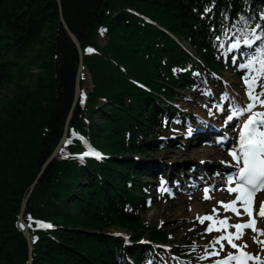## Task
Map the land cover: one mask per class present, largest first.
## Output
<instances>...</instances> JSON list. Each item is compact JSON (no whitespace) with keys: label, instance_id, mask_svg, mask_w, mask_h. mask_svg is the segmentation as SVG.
<instances>
[{"label":"trees","instance_id":"1","mask_svg":"<svg viewBox=\"0 0 264 264\" xmlns=\"http://www.w3.org/2000/svg\"><path fill=\"white\" fill-rule=\"evenodd\" d=\"M61 3L60 12L57 0H0V86H15L0 105V264H25L29 258L28 241L17 224L23 199L54 152L74 104L80 56L60 21L61 13L81 42L95 85L87 106L82 108L78 100L71 124L119 156L143 152L146 140L156 138L161 106L173 111L168 101L189 79L190 73H172L177 64L184 66L192 59L168 31L213 68L207 21L220 28L221 21L247 4L254 15L264 12V0ZM208 7L206 19L201 18ZM135 11L157 23L146 22ZM101 29L103 43L96 41ZM35 65L40 72L33 75L30 68ZM131 79L144 82L150 91ZM70 149L73 154L80 148ZM144 171L133 160L85 164L63 154L55 158L24 213L37 238L33 264H132L126 253L139 264L138 248H118L119 240L92 231L127 227L141 236L145 224L137 209L145 200L138 199L135 190ZM39 220L57 228H42ZM152 234L166 239L156 228Z\"/></svg>","mask_w":264,"mask_h":264},{"label":"snow or ice","instance_id":"2","mask_svg":"<svg viewBox=\"0 0 264 264\" xmlns=\"http://www.w3.org/2000/svg\"><path fill=\"white\" fill-rule=\"evenodd\" d=\"M205 11L207 12L210 10L205 9ZM239 21H244L245 24H248L244 16H241ZM260 21L261 22L257 23L254 28H249L248 34L242 38L236 39L230 45V49L239 48L241 43L251 48L257 45V42H261L254 49V54L248 59L247 63L239 65L240 68L247 69L244 82L248 85V97L251 102L247 103L246 106L240 104L233 105L230 109H227L225 117L227 121H233L235 118L243 117L245 113H250L248 118L242 121V130L239 133L238 145L230 150L229 153L235 161L233 165L235 172L229 173L226 185L229 187L230 192H236L238 195L235 200L230 202H218L226 211L230 210L236 215H241L237 205L243 206L245 212L251 219L248 223L231 225L228 223L229 218L225 217L223 220L216 221L215 224H210L206 228L207 232L213 230L221 231L222 228L228 229L235 227L237 229L236 233L229 231L225 235L216 237L211 242V246L214 249L217 244L220 245V249L209 253V255L219 256V252L223 250V241L225 240L233 249H237L236 254L229 252L226 257L218 259L215 264H232L233 261H235L236 264H247V260L258 259V257H253L250 253L244 251L247 247L246 243L238 245L235 243V240L242 237V230L245 228H252L254 231H258L260 235H264V230L255 228V219L252 210L254 193L264 188V111H253L256 108L257 101L261 106H264V99L260 98L264 97V92L253 95L254 85H256L261 77H264V12L260 13ZM103 31L104 29H101L102 33ZM217 39L219 40V37H217ZM88 51H92V49L89 48ZM189 132H191V129H189ZM218 142H223V138ZM90 154L100 155L99 153ZM233 183H235V187H231ZM207 191L208 189L206 188V199L210 198L207 196ZM217 211L218 210L214 207L213 212L215 213ZM258 215L264 216V205L261 206ZM197 219H199L201 223H204L205 220H213L214 217L206 214L204 217L197 216ZM46 226L52 227L50 224ZM256 242L260 243L261 241L257 240ZM260 264H264V260L260 261Z\"/></svg>","mask_w":264,"mask_h":264},{"label":"rangeland","instance_id":"3","mask_svg":"<svg viewBox=\"0 0 264 264\" xmlns=\"http://www.w3.org/2000/svg\"><path fill=\"white\" fill-rule=\"evenodd\" d=\"M99 40V39H98ZM31 74L35 75L36 73L40 72V68H38L36 65L34 67L30 68ZM86 84L85 87L88 90H92L93 88V82L91 79V75L89 72L86 70ZM226 82L229 83L233 89L236 91H241L243 89V85L240 82L238 77H232L230 73H227L224 75ZM239 84V88H236V85ZM240 86L242 88H240ZM215 85L213 84L211 88H214ZM15 86L11 85L3 90L0 91V105L6 100L7 97H10L12 93L14 92ZM195 92L198 91H190L187 92L186 95H194ZM197 94V93H195ZM195 99H198L200 102H205L203 96L199 93V98L194 97ZM181 102L189 103L190 101H186L184 98H177L176 103L180 104ZM203 104V103H201ZM194 108V107H193ZM200 106L198 107L197 111L199 110ZM194 110V109H193ZM192 110V111H193ZM203 152L207 151L208 149H202ZM185 155L183 150L180 149H173L170 151H162L156 155V160L160 161L164 165L168 164H174L176 163L177 160H180L182 156ZM202 158V156L195 158L194 161L198 163V161ZM188 201L182 202V203H176V202H170V203H161L160 205H157L154 210H148L144 211L143 215L146 218V221L153 223V224H158L160 220H164L167 222L168 226H171L174 228L175 231V242H182V237L186 234V232L191 229L195 224L197 219L194 218L190 214V206L196 204L195 201H190L191 199L188 198ZM214 202L212 201L209 203V207L213 204ZM200 222V221H198ZM194 223V224H193ZM198 224V223H197ZM196 235V234H195ZM194 235V237H195ZM188 236V235H186ZM192 236V234H191ZM249 237V236H248ZM251 238V237H249ZM185 240V239H184ZM248 241V239H247Z\"/></svg>","mask_w":264,"mask_h":264},{"label":"water","instance_id":"4","mask_svg":"<svg viewBox=\"0 0 264 264\" xmlns=\"http://www.w3.org/2000/svg\"><path fill=\"white\" fill-rule=\"evenodd\" d=\"M58 3H59L60 11H62L61 0H58ZM61 22H62L64 28L67 30L69 36L72 38L73 42H74L75 45L77 46L79 52L81 53V44H80V41L78 40V38L76 37V35L72 32V30L69 28V26H68L67 22L65 21L63 15H61ZM44 169H45V168H44ZM44 169H43V171L41 172L40 176H41L42 173L44 172ZM40 176H39V178H40ZM33 187H34V186H33ZM27 200H28V197L25 199V201H24V203H23V208H22V209L25 208V205H26ZM21 220H22V219H21ZM25 235H26V237H27L28 240H29L30 237H29V232H28L27 230L25 231Z\"/></svg>","mask_w":264,"mask_h":264},{"label":"bare ground","instance_id":"5","mask_svg":"<svg viewBox=\"0 0 264 264\" xmlns=\"http://www.w3.org/2000/svg\"><path fill=\"white\" fill-rule=\"evenodd\" d=\"M189 152H191L193 154V157H198L200 155L213 157V156H216L218 154H221V151L218 149H211L206 154L202 153L199 148L194 149V150L191 149V150H189ZM190 210H191V214L194 215L198 212L201 213L203 209L201 208V205L195 204L193 207H190Z\"/></svg>","mask_w":264,"mask_h":264}]
</instances>
